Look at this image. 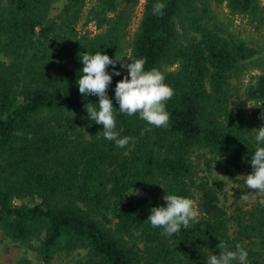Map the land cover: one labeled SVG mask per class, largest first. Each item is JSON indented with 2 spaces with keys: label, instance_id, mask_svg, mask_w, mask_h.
Masks as SVG:
<instances>
[{
  "label": "trees",
  "instance_id": "16d2710c",
  "mask_svg": "<svg viewBox=\"0 0 264 264\" xmlns=\"http://www.w3.org/2000/svg\"><path fill=\"white\" fill-rule=\"evenodd\" d=\"M86 2L0 0L3 235L23 244L38 240L44 264L73 253L65 264H206L224 250L219 242L232 251L240 244L248 264H264L262 199L241 203L247 190H256L246 178L235 179L241 187L226 207L221 182L197 183L191 160L196 149L205 150L231 167L233 178L242 164L252 169L251 156L264 147L244 109L231 106L253 101L264 113V50L216 9L226 4L232 15L264 22V0H144L132 36L138 0H94L88 8ZM156 3L166 6L162 16L153 14ZM80 21L93 22L98 32L81 33ZM96 52L124 57L115 65L119 76L107 68L115 130L132 138L124 148L87 116L89 103L98 110V97L79 93L80 58ZM127 57L144 58L145 70L161 71L174 90L167 127L119 113L115 86L128 74L120 67L131 63ZM257 67L262 72L241 90L243 76ZM165 194L196 200L198 219L172 236L147 221L153 207L166 206ZM16 264L32 262L21 257Z\"/></svg>",
  "mask_w": 264,
  "mask_h": 264
},
{
  "label": "clouds",
  "instance_id": "9594fccd",
  "mask_svg": "<svg viewBox=\"0 0 264 264\" xmlns=\"http://www.w3.org/2000/svg\"><path fill=\"white\" fill-rule=\"evenodd\" d=\"M165 7L163 3H156L153 6V14L162 16ZM123 58L112 59L101 52L85 53L80 58L82 69L77 79L80 94L98 97V110L89 103L85 109L87 116L95 121V124L101 125L103 137L114 141L119 148L128 145L132 138L127 136L121 138L115 130L114 107L107 95V90L112 82V75L121 74L115 65L117 61H123ZM127 58L131 63L121 62L120 67L126 68L128 74L115 86V100L119 105V113L128 116L138 113L140 119L152 126L167 127L170 115L166 111V102L172 98L174 90L164 83L165 77L161 71L156 68L145 70L146 60L144 58ZM109 65L113 66L112 75L107 71ZM261 119H264V113L261 114ZM255 131L257 143L264 142V126ZM17 135H22V133H17ZM28 138H31L30 134ZM250 164L253 171L246 176V185L249 189L264 193V147H257L251 156ZM163 199L166 201V206L153 207L147 221L153 228H162L164 235L172 236L178 233L181 227L189 229L191 223L198 219V212L190 198L165 194ZM242 199L248 200L249 196L243 195ZM260 204L264 205V199L260 200ZM217 247L224 250L219 251V255L209 256L206 264H232L233 261L248 264V253L240 244L235 246V251L227 250V245L223 242H219Z\"/></svg>",
  "mask_w": 264,
  "mask_h": 264
},
{
  "label": "rangeland",
  "instance_id": "374dc122",
  "mask_svg": "<svg viewBox=\"0 0 264 264\" xmlns=\"http://www.w3.org/2000/svg\"><path fill=\"white\" fill-rule=\"evenodd\" d=\"M93 1L94 0H87L86 8L90 7ZM143 3L144 0H138V3L134 9L132 20L129 25V34L131 36L134 34L138 26L142 14ZM216 9L220 14L221 19L229 22L230 28L235 30L241 37L246 38L252 47L258 49L260 52L264 50V22L249 16L232 15L230 14L226 4H222ZM59 10L60 6L57 5L55 9L52 10V14H57ZM78 28L81 33H88L90 35L98 32L93 22L84 25L82 21H80ZM261 68L264 70V64ZM261 68H254L243 76L241 83H239L241 90H244L246 84L253 80L254 75L262 72ZM242 83L243 85H241ZM232 100H236V97H233ZM231 106H234V108L241 107L244 109L245 115L248 121L251 123V128L255 134V129L258 130L261 126H264V119H261L260 111L253 101L242 102L241 104L232 103ZM191 160L195 165L196 174L194 176V180L197 183H201V181L204 179L209 183V185L214 184V180H219L221 182L222 190L225 194L220 193L219 195L222 203L225 202L226 207H229V204L233 200V194L237 191L238 187H241V185L239 186V183H236L234 180L244 179L253 171L249 167L242 164L239 168L234 169V176L231 178L229 173L232 171V168L226 167L222 162L219 161V157H214L212 154L205 152V150L202 149H196L191 154ZM247 189L248 188L244 186L243 190L246 191ZM247 193L248 194L246 195L249 196L248 200L241 198V203L246 207L256 199H264V193H261L258 190L255 192H250L247 190ZM225 197L226 199H224ZM193 202L196 208V200H193ZM38 246L39 241L35 239L25 244L21 242H12L3 235L0 229V264H16L21 257H28L32 264H44L38 258ZM80 253L81 255L84 254L83 251H80ZM76 255L77 253L69 255V257L62 254L57 255L53 257L51 262L48 264H65L70 259H72V256Z\"/></svg>",
  "mask_w": 264,
  "mask_h": 264
}]
</instances>
